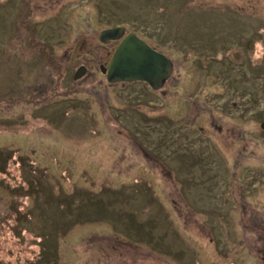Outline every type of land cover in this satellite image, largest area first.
Instances as JSON below:
<instances>
[{"label": "rangeland", "instance_id": "rangeland-1", "mask_svg": "<svg viewBox=\"0 0 264 264\" xmlns=\"http://www.w3.org/2000/svg\"><path fill=\"white\" fill-rule=\"evenodd\" d=\"M85 1L32 6L57 59L101 51ZM167 1L102 3L172 60L158 100L96 75L34 107L54 75L0 0V264H264V0Z\"/></svg>", "mask_w": 264, "mask_h": 264}, {"label": "flooded vegetation", "instance_id": "flooded-vegetation-1", "mask_svg": "<svg viewBox=\"0 0 264 264\" xmlns=\"http://www.w3.org/2000/svg\"><path fill=\"white\" fill-rule=\"evenodd\" d=\"M49 1L50 0H48V2ZM54 1L55 2L57 1L58 3H60L61 6L58 8L57 13H61V10L67 4L62 3V1H64V0H54ZM88 1L89 0H87L85 2H88ZM103 1L106 2L108 0H98L97 2H94L93 6H92L94 9L93 13H95L94 21L88 19L87 16H84V17L76 19V21L78 22V24H76V25L79 27V30L102 29V31H107L108 29H112V28H116V29L120 28V31H118V33H117V37H118V35H120L121 38H119L118 40H110V41H107L106 43H103L100 41V38H99L100 32H99V34L97 36V38H98L97 46L100 48L101 51H99L97 53L98 57L96 58V55L94 54L93 49H86L85 51H87V52L84 53L83 49H81V47H79L78 49H76V51H79L80 53L76 55V57L73 60L74 62L72 61V63H71V60L68 61V59H64L62 57L67 52H68V56L70 57V56H72L73 52L71 53V52H69V50H66L65 52H63V55L57 59V56H56L57 51H56L54 45L51 44V46H50L47 42H45L42 39H39V40L36 39L39 42L34 40V35L37 32V29L34 26L36 23H34V22H33L34 24L32 23V20H31L32 16H30V12L33 14L34 7H32V6L34 5L35 0L32 2H31V0H19L21 10L17 11L16 14H17V17L20 15L19 18L22 20V23L24 21V28L22 29L23 31H20L19 33H17L16 37L17 36H23L24 48H21L23 55H25V56L29 55L28 52L26 51L27 49L39 52L38 57H37V61L43 62L46 66H48V68L50 69L49 73L51 75H54V77L50 76L51 77V81H50L51 85L42 86L41 89H43V92L39 93L36 91L33 99L29 102L30 104L31 103L38 104L34 107L41 106L43 104V102L51 101V99L54 96H60L59 93H61V92H59V87H61V85L63 86L64 81L67 79L72 81L73 83L79 81L81 78L82 79L91 78V80L94 81L96 79L95 76L99 75V78L96 76L99 79L98 80L99 82H102V81L107 82L106 81V75L104 73H102L101 69L102 68L105 69L108 66V63L110 61L109 59H110L112 53L114 52V50L116 49L115 47L119 44V42L123 38L127 37L129 34H134L140 40L145 42L149 47L156 50L161 55L165 56V54L163 52H161L160 50H158L155 46L149 45L143 36H139V34L136 32L135 29H131L126 25L121 27L124 23H118L117 25H107L106 26L105 20H104V16H105L104 13L106 12L104 7L106 8V6H104V4H102ZM29 2H30V4H29ZM145 2H146V5L149 6V8L151 7V5L157 7L156 3H161L160 8L157 7L158 12H160V11L164 10L163 6L167 5L168 1L167 0H145ZM84 5H86V4H84ZM78 6H79L78 4H77V6H72V8L68 11V14H67L68 18L66 19V23H65V25L67 27L71 26L68 24V19L70 17H72L73 12L75 10H77ZM26 18L30 19L27 26H25V23L28 21ZM92 23H93V26L89 27V25ZM68 32H73V30L71 28H69ZM21 44H22V42H20V46H21ZM39 54H41V57L39 56ZM169 60L171 61L172 68H173V62L171 59H169ZM101 62H103V64ZM97 64H98V68L96 70L97 72L91 71L92 65L94 66ZM168 80H169V78L165 81V83ZM165 83H164V85H165ZM132 84H140V85L146 86L150 91H152V93L155 94V95H150V96L154 99L156 98L157 100H158V97L160 96L158 92L161 93L162 92L161 90L164 87V85H163V87L161 89H157V90L154 89L153 90L144 81L143 82L136 81V82H132V83H130V82H120V83L108 82V85H112V86H114V85L120 86L121 85L123 87L122 89H125V90L127 89V87L132 86ZM11 95L12 94L9 95L10 100L15 104V106H17L18 101H22L26 97V95H25V96L21 97L20 100H17V99L15 100L13 97H11ZM141 96H142V94H141ZM0 101H2V98H0ZM119 134H120V132H119ZM130 138H131V140L133 139L132 136ZM263 260H264V258H263Z\"/></svg>", "mask_w": 264, "mask_h": 264}, {"label": "water", "instance_id": "water-1", "mask_svg": "<svg viewBox=\"0 0 264 264\" xmlns=\"http://www.w3.org/2000/svg\"><path fill=\"white\" fill-rule=\"evenodd\" d=\"M120 28H112L99 34L100 41L106 43L118 40L117 33ZM108 66L101 71L106 75V81L120 82H146L153 90L161 89L170 77L173 68L171 61L149 47L134 34L123 38L116 46L109 59ZM264 129V123L261 124Z\"/></svg>", "mask_w": 264, "mask_h": 264}, {"label": "trees", "instance_id": "trees-1", "mask_svg": "<svg viewBox=\"0 0 264 264\" xmlns=\"http://www.w3.org/2000/svg\"><path fill=\"white\" fill-rule=\"evenodd\" d=\"M18 165H19V164H18ZM21 165H23V164L21 163ZM21 165H19L20 167H19V169H18L20 172H21V168H22ZM31 194H32V197H33V198L36 197V193L34 194V193H33V190H31ZM45 241H46V240L44 239L43 242H45ZM45 243H46V242H45ZM42 248H43V247H42ZM43 249H46V250H44V251H47V248L44 247ZM51 249H52V251L49 253V255H53V254H55V253L57 254V247H56V248H51ZM49 255L45 254L44 258L47 257V258L45 259V261H47V260L49 259ZM42 258H43V256L41 257V259H42ZM38 260H40V259H38ZM37 262H38V261H37Z\"/></svg>", "mask_w": 264, "mask_h": 264}, {"label": "bare ground", "instance_id": "bare-ground-1", "mask_svg": "<svg viewBox=\"0 0 264 264\" xmlns=\"http://www.w3.org/2000/svg\"><path fill=\"white\" fill-rule=\"evenodd\" d=\"M59 8V7H58ZM147 8H148V6H147ZM123 25H125V24H123ZM126 26H128V25H126ZM121 27H123V26H121Z\"/></svg>", "mask_w": 264, "mask_h": 264}]
</instances>
